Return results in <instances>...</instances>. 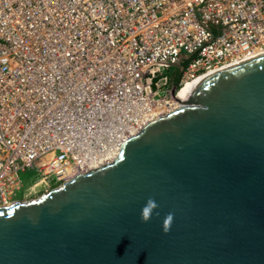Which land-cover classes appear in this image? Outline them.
I'll list each match as a JSON object with an SVG mask.
<instances>
[{"label":"built area","instance_id":"built-area-1","mask_svg":"<svg viewBox=\"0 0 264 264\" xmlns=\"http://www.w3.org/2000/svg\"><path fill=\"white\" fill-rule=\"evenodd\" d=\"M260 56L264 0H0V208L28 171L60 187L105 166L185 82Z\"/></svg>","mask_w":264,"mask_h":264},{"label":"water","instance_id":"water-1","mask_svg":"<svg viewBox=\"0 0 264 264\" xmlns=\"http://www.w3.org/2000/svg\"><path fill=\"white\" fill-rule=\"evenodd\" d=\"M178 101L112 164L0 208V264H264V56Z\"/></svg>","mask_w":264,"mask_h":264},{"label":"bare ground","instance_id":"bare-ground-1","mask_svg":"<svg viewBox=\"0 0 264 264\" xmlns=\"http://www.w3.org/2000/svg\"><path fill=\"white\" fill-rule=\"evenodd\" d=\"M260 57H262V56H260ZM260 57H256V59H257V58H260ZM253 59H255V58H253ZM253 59H250V60H253ZM250 60H249V61H250ZM247 62H248V61H247ZM241 64H244V63H241ZM241 64H234V65H231V66H226V67H223V68H220V69H216V70H213V71H210V72H206V73L200 74L199 76L195 77L194 79H192V80H190V81L185 82V83L181 86V88L177 91L176 96H174L172 100H170V101L167 102V103H164V105H162L161 107L158 108V111H161V110H162V112H160L161 114H158V115H157L158 117H156V118L153 117L152 119H150V122H149V120H146L145 122L140 123V128H141V130L147 125V124H144V123H146L147 121H148V124H149V123H151V122H153V121H156V120H158V119H160V118L166 117V116L170 115L171 113L175 112V111L179 108V106H178V105H179V101H178L179 95L181 94V92H182L184 89H186V88L189 87L190 85H192V84H194V83H197L198 81H200V80H202V79H204V78H206V77H209V76L214 75V74H217V73H219V72H221V71H224V70H227V69H230V68H233V67L239 66V65H241ZM163 108L168 110V114H167V113L164 114V112H166V111H163ZM163 114H164V115H163ZM162 115H163V116H162ZM142 125H143V126H142ZM141 130H140V131H141ZM118 153H119V149L117 150V152H115V153L112 155V158L114 157V160L117 158ZM112 163H113V161L110 162V164H112ZM108 165H109V163H108ZM94 170H95V169H94Z\"/></svg>","mask_w":264,"mask_h":264},{"label":"rangeland","instance_id":"rangeland-1","mask_svg":"<svg viewBox=\"0 0 264 264\" xmlns=\"http://www.w3.org/2000/svg\"><path fill=\"white\" fill-rule=\"evenodd\" d=\"M174 71H175V69L171 68V70L169 71V75L172 76ZM163 111H166V112H164V114H166V113L168 114L167 109L163 108ZM33 174H34L33 171H28L27 174L24 176V188H23L24 190L18 194V196H21L24 193V199L21 200L23 203L37 200L40 197H42L43 195L47 194L48 192H50V191H52L58 187V186L52 184L54 179H52L50 181L51 185H48V186L37 185L34 187H30L35 182L34 178L31 177V175H33Z\"/></svg>","mask_w":264,"mask_h":264},{"label":"clouds","instance_id":"clouds-1","mask_svg":"<svg viewBox=\"0 0 264 264\" xmlns=\"http://www.w3.org/2000/svg\"><path fill=\"white\" fill-rule=\"evenodd\" d=\"M157 208V204L154 200L149 199L146 203L144 208L142 209L141 213V221L142 222H148L151 218L152 214L154 213V210ZM172 216L169 214L164 221L163 229L165 232H167L170 228V222H171Z\"/></svg>","mask_w":264,"mask_h":264},{"label":"trees","instance_id":"trees-1","mask_svg":"<svg viewBox=\"0 0 264 264\" xmlns=\"http://www.w3.org/2000/svg\"><path fill=\"white\" fill-rule=\"evenodd\" d=\"M179 77H180V75H177L175 81L178 82L179 81Z\"/></svg>","mask_w":264,"mask_h":264}]
</instances>
